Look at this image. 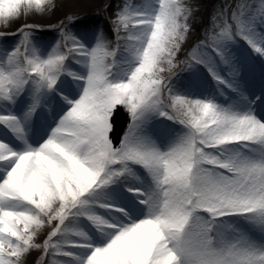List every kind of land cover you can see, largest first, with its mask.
Segmentation results:
<instances>
[{
	"label": "snow or ice",
	"instance_id": "1",
	"mask_svg": "<svg viewBox=\"0 0 264 264\" xmlns=\"http://www.w3.org/2000/svg\"><path fill=\"white\" fill-rule=\"evenodd\" d=\"M58 7L0 0V264H264V0Z\"/></svg>",
	"mask_w": 264,
	"mask_h": 264
},
{
	"label": "rangeland",
	"instance_id": "2",
	"mask_svg": "<svg viewBox=\"0 0 264 264\" xmlns=\"http://www.w3.org/2000/svg\"><path fill=\"white\" fill-rule=\"evenodd\" d=\"M59 7L52 14L46 17L47 21L56 20L59 18H65L66 15H74L77 18V21L81 25L89 24L96 25L100 24L103 27L108 26V20L104 13V4L112 3L113 0H57ZM220 0H199L201 5L200 11L197 15L202 16L205 12L208 13V16L205 17L204 23L208 22L209 16L213 10V7ZM36 19H42V17H35ZM28 19H34V17H29ZM43 20V19H42ZM51 20V21H52ZM44 21V20H43ZM200 25H197V32L193 35L192 39L195 40L199 35ZM56 29L46 30L42 29L41 34L47 38H51L55 35ZM9 40L15 39V37H8ZM36 253H33L35 256Z\"/></svg>",
	"mask_w": 264,
	"mask_h": 264
},
{
	"label": "water",
	"instance_id": "3",
	"mask_svg": "<svg viewBox=\"0 0 264 264\" xmlns=\"http://www.w3.org/2000/svg\"><path fill=\"white\" fill-rule=\"evenodd\" d=\"M116 128L114 129V134L122 135V131L126 128L127 114L123 109H119L117 115L115 116Z\"/></svg>",
	"mask_w": 264,
	"mask_h": 264
},
{
	"label": "bare ground",
	"instance_id": "4",
	"mask_svg": "<svg viewBox=\"0 0 264 264\" xmlns=\"http://www.w3.org/2000/svg\"><path fill=\"white\" fill-rule=\"evenodd\" d=\"M49 15H47V16H44V17H42V19L44 20H42V19H36L35 17H34V19H29L31 22H37V23H41V24H43V25H45V27L43 28V29H46V30H51V29H55V27H54V25H56L57 23H59V21L61 20V19H63L62 17L61 18H59V19H56V20H50V21H47V20H45V19H47L46 17H48Z\"/></svg>",
	"mask_w": 264,
	"mask_h": 264
}]
</instances>
